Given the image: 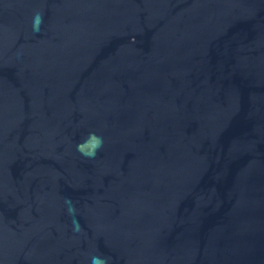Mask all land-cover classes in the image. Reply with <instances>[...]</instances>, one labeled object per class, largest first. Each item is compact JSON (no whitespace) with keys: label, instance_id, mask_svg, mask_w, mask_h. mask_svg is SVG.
<instances>
[{"label":"water","instance_id":"1","mask_svg":"<svg viewBox=\"0 0 264 264\" xmlns=\"http://www.w3.org/2000/svg\"><path fill=\"white\" fill-rule=\"evenodd\" d=\"M93 256L264 264V0H0V264Z\"/></svg>","mask_w":264,"mask_h":264},{"label":"clouds","instance_id":"2","mask_svg":"<svg viewBox=\"0 0 264 264\" xmlns=\"http://www.w3.org/2000/svg\"><path fill=\"white\" fill-rule=\"evenodd\" d=\"M43 23V16L40 13H36L33 17V30L38 32L40 31V25ZM103 147V138L96 135L95 133H89L88 136L77 145V150L85 157L94 158L96 153ZM67 204H71V207H68V213L70 216H75V206L72 204L71 200H66ZM78 224V221L73 220L74 231L77 230L75 225ZM107 264V260L100 256H93L90 259V264Z\"/></svg>","mask_w":264,"mask_h":264}]
</instances>
